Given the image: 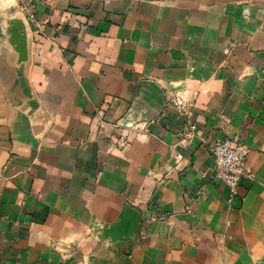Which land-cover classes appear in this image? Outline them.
Instances as JSON below:
<instances>
[{"label":"crops","instance_id":"1","mask_svg":"<svg viewBox=\"0 0 264 264\" xmlns=\"http://www.w3.org/2000/svg\"><path fill=\"white\" fill-rule=\"evenodd\" d=\"M0 264H264V0H0Z\"/></svg>","mask_w":264,"mask_h":264},{"label":"built area","instance_id":"2","mask_svg":"<svg viewBox=\"0 0 264 264\" xmlns=\"http://www.w3.org/2000/svg\"><path fill=\"white\" fill-rule=\"evenodd\" d=\"M29 18L31 21H35L33 15H30ZM172 103L174 110L186 121L178 133L179 142L177 146L187 147L200 136L198 125L194 120L195 103L184 93L177 94L172 99ZM104 109L99 111V133L109 137L107 129L109 127L115 131L122 129L125 127L124 119L119 118L117 121L111 122L108 120ZM131 129L146 130V126L134 124ZM125 143L126 141L123 139L121 144L125 145ZM210 152L213 159V179L228 189L227 203L233 206L239 197L242 181L244 179L253 181L256 179L255 171L248 164L249 149L240 139L218 138L210 145Z\"/></svg>","mask_w":264,"mask_h":264}]
</instances>
